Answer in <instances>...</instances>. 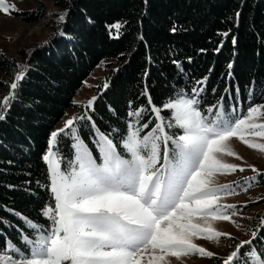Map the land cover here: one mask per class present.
<instances>
[{"label": "snow or ice", "instance_id": "snow-or-ice-1", "mask_svg": "<svg viewBox=\"0 0 264 264\" xmlns=\"http://www.w3.org/2000/svg\"><path fill=\"white\" fill-rule=\"evenodd\" d=\"M14 10L0 0V12ZM58 19L64 21L65 14ZM108 27L119 35V22ZM170 30L175 32V25ZM172 64L179 82L169 86L159 104L145 85L139 93L144 101L129 99L124 117L102 129L91 114L93 96L82 105L84 111L49 132L41 156L47 183L36 182L49 194L38 209L43 220L4 206L24 228L0 217V237H6L0 244V264H186L185 258L193 254L214 258L217 264H264V215L245 229L248 239L237 241L214 227V222L229 221L240 229L233 219L240 208L222 201L264 180L255 165L226 159H243L230 146L233 137L264 153V103L240 111L239 89L228 95L227 87L210 103L207 92L217 89L206 88L208 77L187 76L178 59ZM16 68L10 90L0 98V121L19 98L17 90L29 71L26 64ZM227 75L231 77V71ZM246 87L252 96V82ZM245 168L254 175L218 182L219 176ZM5 228L16 231L15 241ZM222 237L235 241L223 255L194 242Z\"/></svg>", "mask_w": 264, "mask_h": 264}, {"label": "trees", "instance_id": "trees-1", "mask_svg": "<svg viewBox=\"0 0 264 264\" xmlns=\"http://www.w3.org/2000/svg\"><path fill=\"white\" fill-rule=\"evenodd\" d=\"M54 6L65 20L54 24L46 46L21 53L22 61L0 51V98L10 90L16 65H29L17 90L19 98L0 121V217L19 229L24 224L4 206L43 220L38 209L49 194L36 182L47 183L41 156L48 134L76 107L77 92L102 63H108V71L94 88L91 113L102 129L124 117L129 99L144 101L139 93L145 85L159 104L169 86L179 82L173 59L180 60L187 76L208 77L206 88L217 89L207 92L210 103L225 87L228 95L239 89L242 111L251 103L264 102V87L257 86L264 85V0H56ZM116 22L121 24L118 36L108 27ZM173 25L175 32L170 30ZM249 82L252 96L246 87ZM77 110L79 115L85 109ZM62 148L67 154L68 148ZM4 231L16 240L15 230ZM5 240L0 237V244ZM211 264H217L214 258Z\"/></svg>", "mask_w": 264, "mask_h": 264}, {"label": "rangeland", "instance_id": "rangeland-1", "mask_svg": "<svg viewBox=\"0 0 264 264\" xmlns=\"http://www.w3.org/2000/svg\"><path fill=\"white\" fill-rule=\"evenodd\" d=\"M6 2L14 5L15 10L10 14L0 12V51L10 58L22 61L24 58L21 53L28 54L34 47L47 45L44 42L50 37L54 24L61 22L58 19L59 15L64 13L54 6L56 0H6ZM107 64V62L102 63L90 74L83 87L76 94L74 100L76 101V107L71 109L58 123L57 128L62 127L65 120L78 113V106L82 107L88 99L94 96V88L98 86L99 81L108 71ZM0 77H2L1 72ZM238 109L242 111L240 108ZM230 146L243 159L238 160L235 157H226L229 162L255 165L257 169L264 173V153L250 149L235 137L231 139ZM252 175L254 173L250 169L245 168L244 172L237 171L234 174L219 176L218 182L221 184L233 183L242 181L243 178ZM261 183L262 181L248 187L244 191H239L235 195L225 197L222 201L223 203L234 204L240 208V214L233 217L237 223L242 225L240 229H237L229 221L214 222V227L219 231L231 233L233 237L237 238V241L239 239H248L245 229L252 227L249 222L258 213L264 215V186H261ZM194 242L205 247L206 250L216 252L218 255L228 253L235 246V241L223 237L219 241L197 238ZM212 259L193 254L185 258V261L186 264H211Z\"/></svg>", "mask_w": 264, "mask_h": 264}]
</instances>
